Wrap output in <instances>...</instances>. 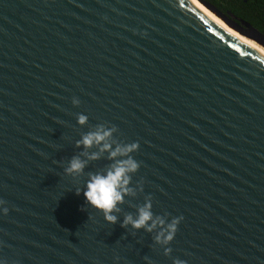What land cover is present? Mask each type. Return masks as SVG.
Returning <instances> with one entry per match:
<instances>
[{"label":"water","instance_id":"obj_1","mask_svg":"<svg viewBox=\"0 0 264 264\" xmlns=\"http://www.w3.org/2000/svg\"><path fill=\"white\" fill-rule=\"evenodd\" d=\"M100 124L139 144L116 224L82 194L111 161L65 172ZM147 199L170 255L122 227ZM0 200V264H264V55L192 0H0Z\"/></svg>","mask_w":264,"mask_h":264},{"label":"clouds","instance_id":"obj_2","mask_svg":"<svg viewBox=\"0 0 264 264\" xmlns=\"http://www.w3.org/2000/svg\"><path fill=\"white\" fill-rule=\"evenodd\" d=\"M241 20L244 19H239L238 22L242 24ZM79 102L78 98L73 99V104ZM87 122L86 115L78 116V123L81 126L86 125ZM116 131L115 127L100 124L83 134L77 141V147L82 148L83 151L73 156L65 168L68 175L80 176L85 174L90 161L100 160L105 156L111 161L105 169L87 174L88 179L82 194L87 203L103 211L105 219L112 224L119 222L116 213L121 211L120 205L125 203L126 197L135 195L136 190L131 186L132 177L140 168V163L132 156V153L139 149V144L117 142L114 139ZM76 193L81 194L79 191ZM0 211L5 214L9 211L3 200H0ZM181 219L180 217L168 219L166 216L155 215L152 201L147 199L137 208L135 214L129 213L124 216L122 227L131 226L136 230L154 232L155 242L164 247L166 255H170L172 249L168 245L174 240ZM174 264H184V262L177 259Z\"/></svg>","mask_w":264,"mask_h":264},{"label":"trees","instance_id":"obj_3","mask_svg":"<svg viewBox=\"0 0 264 264\" xmlns=\"http://www.w3.org/2000/svg\"><path fill=\"white\" fill-rule=\"evenodd\" d=\"M229 17L244 19L264 32V0H205Z\"/></svg>","mask_w":264,"mask_h":264},{"label":"bare ground","instance_id":"obj_4","mask_svg":"<svg viewBox=\"0 0 264 264\" xmlns=\"http://www.w3.org/2000/svg\"><path fill=\"white\" fill-rule=\"evenodd\" d=\"M198 7L203 9L205 12H207L211 17L218 20L222 23L224 28L232 35L237 37L238 39L242 40L258 52L264 55V43H262L260 40H257L251 36H247L245 34H242L239 30H237L235 27L227 24L226 20L221 17L218 13H213L210 8H207L205 3H203L201 0H192Z\"/></svg>","mask_w":264,"mask_h":264},{"label":"flooded vegetation","instance_id":"obj_5","mask_svg":"<svg viewBox=\"0 0 264 264\" xmlns=\"http://www.w3.org/2000/svg\"><path fill=\"white\" fill-rule=\"evenodd\" d=\"M245 21H247V20H245ZM248 23H250L249 21H247ZM251 24V23H250Z\"/></svg>","mask_w":264,"mask_h":264}]
</instances>
